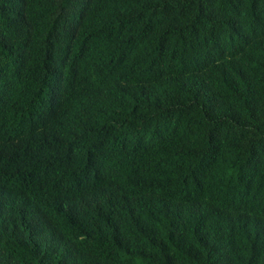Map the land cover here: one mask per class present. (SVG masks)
I'll return each instance as SVG.
<instances>
[{
    "label": "trees",
    "instance_id": "trees-1",
    "mask_svg": "<svg viewBox=\"0 0 264 264\" xmlns=\"http://www.w3.org/2000/svg\"><path fill=\"white\" fill-rule=\"evenodd\" d=\"M0 264H264V0H0Z\"/></svg>",
    "mask_w": 264,
    "mask_h": 264
}]
</instances>
